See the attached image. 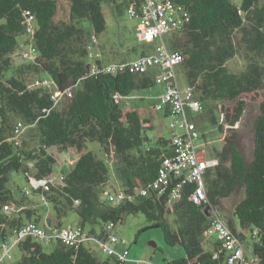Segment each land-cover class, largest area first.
Segmentation results:
<instances>
[{
	"label": "trees",
	"instance_id": "obj_1",
	"mask_svg": "<svg viewBox=\"0 0 264 264\" xmlns=\"http://www.w3.org/2000/svg\"><path fill=\"white\" fill-rule=\"evenodd\" d=\"M61 1L68 4L66 21L56 20L57 0H0V240L25 222L46 230L69 226L64 221L69 212L76 214L77 225L87 237L74 246L54 243L50 251H45L48 244L43 241L27 238L17 245L22 256L16 264H127L114 255L101 259L86 244L100 248L98 244L110 235L109 223L115 227L126 215L138 213L150 223L147 228L161 230L167 245L182 248L184 257L170 264H225L215 239L211 247L204 246L211 226L206 207L242 243L246 235L250 237L251 253L257 264H264V0H170L182 5L190 17L167 38L170 49L183 56L178 70L201 102L220 106L221 122L213 114L215 107L206 108L209 121L224 133L221 149L212 154L217 164L205 173L207 205L189 200L195 187L190 181L171 204L168 193L159 196L150 191L146 197L136 193L149 188L161 163L172 155L169 136L152 134L151 117H142L136 110L124 112L120 103L133 91L153 86L154 75L92 74L87 61L91 33L97 38L106 30L104 3L117 17L128 9V0ZM79 20H85L91 30L83 27L85 23L79 26ZM20 35L26 36L25 50L32 46L37 55L14 67L11 55L21 45ZM151 48L143 44L138 55ZM239 54L244 56V68L231 72L227 63ZM29 75L37 76L32 87ZM44 79L51 80L50 87L41 85ZM55 91L66 92L58 102L52 99ZM249 102L258 103V112L250 123L252 151L247 159L238 130ZM16 121L36 132L32 148L24 141L16 146L11 140ZM89 144H97L99 151ZM52 147L61 153L75 151L77 157L60 183L50 182L47 191L31 190L48 205L44 216L25 189L15 199L7 185L11 173H22L28 184L31 179L48 178L56 164L48 152ZM109 157L114 159L118 190L126 196L118 205L108 203L104 195L111 180ZM235 195L240 198L228 213L222 202ZM6 205L22 209L5 214Z\"/></svg>",
	"mask_w": 264,
	"mask_h": 264
},
{
	"label": "built area",
	"instance_id": "obj_2",
	"mask_svg": "<svg viewBox=\"0 0 264 264\" xmlns=\"http://www.w3.org/2000/svg\"><path fill=\"white\" fill-rule=\"evenodd\" d=\"M128 2L129 7L126 13L129 17L139 20L137 38L141 43L152 46L150 52L138 55L132 60L105 62L100 53L98 40L92 34L87 45V61L92 74L143 75L152 73L154 83L164 86V93L158 97L151 112L154 115L163 113L168 119V136L172 155L161 163L158 168V177L149 188L139 189L136 193L145 197L150 191L159 196L168 193V204H171L179 199L181 187L190 181L195 187L189 200L197 205H207L205 173L207 169L213 168L217 161L213 157L205 159L201 150L203 144H196L200 137L197 125L188 116V114L203 111V104L192 87L180 85L178 68L183 56L180 52L170 49L164 38L182 29L190 20L189 13L182 5H177L170 0H128ZM27 55L26 51L22 52V56ZM35 84L40 83L35 82ZM41 85L50 87L51 80L44 79ZM64 93L66 92L55 91L52 99L58 102ZM28 128L29 126L21 121L14 123L11 137L14 145H20V137ZM29 166L32 167V163H29ZM62 178L58 183L62 181ZM173 181L179 182L174 184ZM50 182L52 181L49 178L31 179L30 188L25 189V195L29 196L31 190L39 188L47 191ZM104 195L107 202L112 205L123 203L126 199L121 190L108 189ZM3 209L5 214H11L20 211L22 207L15 208L13 205H6ZM209 213L214 239L218 243L217 254L223 256L225 264H257V257L244 251L243 243L231 232L225 221L218 218L213 211ZM113 228L114 225L109 223L106 229L109 231ZM7 233L6 240H0V264H6L11 258L14 247L27 238L39 239L48 245L60 242L65 246H74L85 241L87 237L86 230L79 225L53 227L46 230L40 224L33 222H25ZM256 237V231L252 232V238L256 240ZM118 243L119 240L110 234L105 243L98 245L103 254L114 255L121 262H127L128 248L117 251L114 247ZM120 243L126 244L124 240H120Z\"/></svg>",
	"mask_w": 264,
	"mask_h": 264
},
{
	"label": "rangeland",
	"instance_id": "obj_3",
	"mask_svg": "<svg viewBox=\"0 0 264 264\" xmlns=\"http://www.w3.org/2000/svg\"><path fill=\"white\" fill-rule=\"evenodd\" d=\"M240 1L241 0H237L238 3ZM57 2L58 13L56 20L66 21L68 18V4L61 0H57ZM103 12L107 21L106 30L102 34L97 35L98 46L103 60L105 62H109L121 61L123 59H134L136 56H138L143 45V43H141L137 38L139 20L129 17L126 11H124L120 16L116 17L113 9L107 4V2L104 3ZM83 23H85L84 26L82 25ZM78 25L83 26L86 30H91V26L88 25L85 20H79ZM164 38L167 40V37ZM25 39V35L17 36V40L19 43H21V45L19 49H17L11 55L14 67L23 63H27L28 61H32L33 57L37 55L36 49H31L32 46L25 50ZM132 47L136 49V52L130 51ZM23 50L28 53L26 57L22 56V52H25ZM262 63L264 65V59L262 60ZM244 65L245 59L242 54L235 56L227 63V67L231 72H239L244 68ZM178 73L180 85L186 86V78L182 73L179 72V70ZM36 78L37 76H27L29 87L33 84V81ZM164 90L165 89L163 85L154 84L148 89L133 91L131 96L120 100L123 111L136 110L139 113H142L144 116H147L148 110L144 109V111H140L139 107H150L151 109V107L157 103L158 97L164 93ZM202 104L203 111L200 113L188 114V116L193 120V122L196 123L200 133V137L196 141V144H203L201 150L204 153V157L205 159H210L212 158L213 150L219 151L221 149L224 133H220L216 125H213L209 121L206 113L207 107H215L213 114L217 120L220 121L221 117L219 113V104L212 103L210 101H203ZM257 112L258 103L249 102L247 104L243 120L239 125L238 131L241 136L243 152L247 159L250 157L252 151V134L250 123ZM152 124L154 125V131L152 134L160 133L164 134L165 136L169 135L167 118H158L152 121ZM27 130L24 131L20 139L21 142H25L28 148H32L36 144L37 135L34 130ZM205 142H207V144H204ZM88 147L94 151H99V146L97 144H89ZM48 152L51 153L56 159V164L53 166V173L48 178L53 183H58L60 178L63 177V175L70 169L77 157V153L75 151L61 153L55 147L48 149ZM107 163L111 168V180L108 183V189L118 190L117 183L114 179L115 171L112 169L114 165V159L109 157ZM10 178L11 179L7 185V188L12 190L15 199H20L22 196V189H29L30 186L22 173H11ZM29 197H31L30 201L35 206V209L45 216V212L49 208L48 205H45L41 197L36 193H31ZM239 198L240 195H235L231 198L225 199L222 202L223 209L230 213ZM25 201L27 203L29 202V199H25ZM220 216L223 218V213H220ZM64 221L65 224L74 226L78 224V217L74 212H69L64 218ZM169 221H172L171 217H169ZM149 225L150 223L145 219V217L141 213H138L126 215L122 222L117 223L113 229L109 230V233L114 235L119 240V243L114 247L117 249V251H123L124 249L128 248L129 253L127 257V264H170L172 260L184 257V252L181 247L167 245L164 241L161 230L158 228H147ZM243 235H246V233H243ZM120 240H124L126 244L122 245ZM213 240L214 234L212 227L210 226L209 230L204 235V246L208 248V242H212ZM243 241L244 251L251 253L249 245L251 244L252 239L246 235V238ZM151 242L154 244L153 246L150 245ZM54 246V243L45 245L44 249L45 251H50V249H52ZM86 246H91L99 258H106V255L101 253L96 244L87 243ZM21 256L22 252L17 246L14 247L11 253V258L7 260L6 264H16L20 260Z\"/></svg>",
	"mask_w": 264,
	"mask_h": 264
},
{
	"label": "crops",
	"instance_id": "obj_4",
	"mask_svg": "<svg viewBox=\"0 0 264 264\" xmlns=\"http://www.w3.org/2000/svg\"><path fill=\"white\" fill-rule=\"evenodd\" d=\"M138 108V107H137ZM152 108V107H151ZM144 109H147L148 111H147V116H144L142 113H139L138 111V113L142 116V117H145V118H149V117H151V119H152V121H154V120H156V119H158V118H166L164 115H163V113H157V114H153L152 112H151V109H150V107H143V106H140L139 107V110L140 111H144ZM151 121V122H152ZM153 125V124H152ZM154 126V125H153ZM215 243V241L213 240L212 242H208V244H207V247H211L213 244Z\"/></svg>",
	"mask_w": 264,
	"mask_h": 264
},
{
	"label": "water",
	"instance_id": "obj_5",
	"mask_svg": "<svg viewBox=\"0 0 264 264\" xmlns=\"http://www.w3.org/2000/svg\"><path fill=\"white\" fill-rule=\"evenodd\" d=\"M205 214H206V216H208V217L210 216V213L208 212V207L205 208Z\"/></svg>",
	"mask_w": 264,
	"mask_h": 264
}]
</instances>
